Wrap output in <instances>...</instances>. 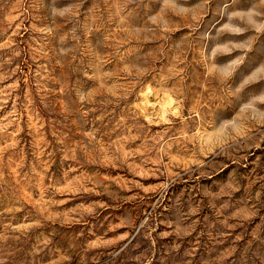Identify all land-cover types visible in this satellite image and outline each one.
Masks as SVG:
<instances>
[{"label":"rangeland","instance_id":"rangeland-1","mask_svg":"<svg viewBox=\"0 0 264 264\" xmlns=\"http://www.w3.org/2000/svg\"><path fill=\"white\" fill-rule=\"evenodd\" d=\"M0 264H264V0H0Z\"/></svg>","mask_w":264,"mask_h":264}]
</instances>
